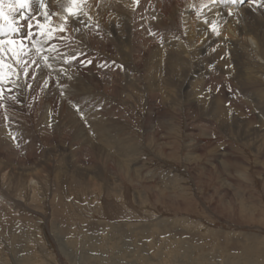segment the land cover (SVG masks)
I'll return each mask as SVG.
<instances>
[{
  "label": "rangeland",
  "instance_id": "374dc122",
  "mask_svg": "<svg viewBox=\"0 0 264 264\" xmlns=\"http://www.w3.org/2000/svg\"><path fill=\"white\" fill-rule=\"evenodd\" d=\"M261 2L240 14L248 26L264 19ZM97 4L92 16L48 18L54 60H74L68 24L80 14L99 21ZM103 26L91 28L94 46L107 41ZM22 50L4 57L12 67L0 85V159L31 173L0 167V264H264L263 51L223 55L205 71L187 65V78L170 74L152 90L123 79L130 59L116 71L96 53L83 60L106 68L96 88L73 66L50 90Z\"/></svg>",
  "mask_w": 264,
  "mask_h": 264
},
{
  "label": "bare ground",
  "instance_id": "6f19581e",
  "mask_svg": "<svg viewBox=\"0 0 264 264\" xmlns=\"http://www.w3.org/2000/svg\"><path fill=\"white\" fill-rule=\"evenodd\" d=\"M83 1L84 4H78L74 6V8L81 10V12H88L86 9L90 11V8L92 9L95 5H98L97 0ZM119 1L120 0H117L114 5H108L109 0H100L102 8L101 16L95 17L96 19H99V21H86L82 14H80V16L78 15L76 21L70 22L69 20V33L71 34L72 42L77 47L75 58L71 61L54 60L55 57L47 52L46 47H48L49 42L45 41L44 38L46 36L48 37L50 33L56 32L54 26L48 20L49 17L54 18L59 10H61V16H67L65 8L68 6V0H45L46 11L48 12L47 19L41 15V12L44 10L40 9L39 5L36 6L34 10L32 9L38 18V22L43 24L44 27L39 28L34 25L33 28L29 30L26 23H22L21 32L17 34L16 38H23L24 47L22 54L25 53V56L29 55L34 67H39V81L44 82L45 85L52 90L54 83L56 82L54 75H62L68 72L67 70L72 69L71 67L75 66L74 70H77L78 73L84 75L86 80L94 83L96 88L100 83L97 74L105 72L106 68H102L101 64L96 62V60H83L89 58L92 54L95 56L97 53L98 57L103 54L113 59L116 71L121 70L123 67L121 64H127L125 62L130 59L132 72L131 68L128 70L126 69V71L122 73V76L124 77L123 79L129 84H132L135 81H144L145 85H143L146 88H149V90H152L155 86L150 82H156L160 79L161 81H164L162 78L168 77L170 74L181 75L187 78V76L190 75L189 70L184 71L185 66V70H187V65L190 66V70L192 68L194 70L195 68L200 67L201 70L205 71L208 68V63H213L218 67L222 63L220 57L223 55L227 56L233 52L240 53L239 51H244L245 49H250L252 54L256 56L260 54L262 55V51L264 52V19H257V21L253 22L252 25H254V27H252L250 25L248 26L246 23L247 20L243 21L240 17L242 12H247L248 8L246 6L249 7L250 5L261 3L260 7L263 9L261 0H258L257 3H253L252 0H245L243 4L236 5L220 3L219 0H138V2L137 0H122L126 12L128 11L127 13H129V15H127L128 19H126L123 10H120L123 6H119L121 2ZM116 5H118V8H115ZM4 11L6 15H9V0H5ZM87 14H89V12ZM92 15L93 9L91 10V16ZM179 15L185 16L183 21L184 27L178 26V22L176 24ZM10 17L11 16L9 15V18ZM126 21L129 23H126ZM99 22H102L104 24V30L109 32V35H105V39L107 40L106 43L102 46L100 45L101 47L97 45L94 46V39L91 35V28H96ZM239 24L242 26H238ZM78 25L80 27H78ZM127 25L130 26V31L128 29L129 27L127 28ZM213 25H215L217 30H220V33L213 35L215 41L212 43L213 47L210 48L211 45L208 40L211 39L210 31H213ZM235 26L238 27L234 30L233 28ZM79 28L86 30L82 33L78 31ZM259 29L262 32L261 37L257 33ZM29 31L32 32L31 36L28 35ZM88 35L91 40L93 39V44L87 41ZM32 39H35L36 41L39 39L37 43L38 46L35 45L34 48L31 47L30 43ZM83 40L86 42L83 43V45H80ZM203 42H205L203 49H197L199 44H202ZM55 44L58 45L57 39L55 40ZM224 45H228L229 47L224 49ZM213 48V52L215 53L207 55L206 53L210 50L212 51ZM37 49H40L39 53H37ZM41 51L42 55H40ZM131 51H135L136 55H132ZM34 52H36L39 57H35ZM200 55H205V58L202 59V61H205L206 63L201 64L199 62ZM44 56H47L48 59H43ZM252 56L253 55L249 57ZM253 64L251 63V65ZM48 65H51V67ZM62 66L64 67L62 68ZM177 67L179 70L176 69ZM244 71L239 74V77H242ZM250 71V69L247 71V77L252 81H256V79H258V72L254 73ZM196 72H198V70ZM131 76L134 77L132 78ZM132 80L135 81L132 82ZM145 87L142 89H146ZM115 89L116 88H113V90ZM224 89L225 88H223V90ZM223 90H221L222 95L225 94ZM147 94H150V92ZM159 95L161 94L159 93ZM94 103L91 102V105ZM216 107L218 108V106ZM218 109V113H221L222 107L220 106ZM0 167L4 169L11 168L13 172L20 174L31 173V171H28L23 167L14 166L9 157H5L3 161L0 159ZM86 257L88 256L86 255Z\"/></svg>",
  "mask_w": 264,
  "mask_h": 264
},
{
  "label": "snow or ice",
  "instance_id": "6c2138e0",
  "mask_svg": "<svg viewBox=\"0 0 264 264\" xmlns=\"http://www.w3.org/2000/svg\"><path fill=\"white\" fill-rule=\"evenodd\" d=\"M33 2L34 0H9V14L11 15V18H9V15H6L4 11L5 0H0V85H2L4 79L9 75L5 69H11L12 67L11 64L5 63V55L10 53L15 58L19 55L18 49H23L24 47L23 38H16L17 34L21 32V24L26 23L29 30L34 25L39 28L44 27L43 24L38 22L37 16L32 13ZM35 2L39 4L40 9L44 10L41 12V15L47 19L48 12L46 11L45 0H35ZM219 2L236 5L243 4L245 0H219ZM252 2L257 3L258 0H252ZM81 3H83V0H68V6L65 8V11L75 17L78 10L74 6ZM66 21L67 18H65ZM60 30L63 31L65 29L61 28ZM212 30H216L215 25L212 26ZM28 35L31 36L32 32L29 31ZM36 51L39 53L40 49ZM43 59L47 60L48 57L44 56ZM21 66H23V62H21ZM48 66L51 67V65ZM25 74L27 75V73ZM3 92L4 88L0 86V99H2Z\"/></svg>",
  "mask_w": 264,
  "mask_h": 264
}]
</instances>
